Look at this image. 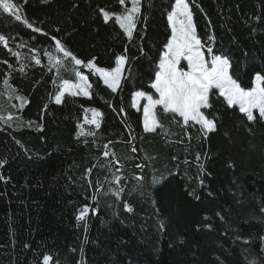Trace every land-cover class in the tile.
Returning a JSON list of instances; mask_svg holds the SVG:
<instances>
[{
    "label": "trees",
    "instance_id": "obj_1",
    "mask_svg": "<svg viewBox=\"0 0 264 264\" xmlns=\"http://www.w3.org/2000/svg\"><path fill=\"white\" fill-rule=\"evenodd\" d=\"M176 0H150L128 36L118 22L132 0H0V264H264V114L249 119L217 90L207 131L158 106L144 130V101L171 38ZM210 58L228 61L244 91L262 78L264 0H186ZM146 26V35L144 27ZM142 38L143 41H142ZM134 65L123 94L137 128V165L118 94L90 64ZM85 74L90 96L56 97ZM228 75V66H226Z\"/></svg>",
    "mask_w": 264,
    "mask_h": 264
},
{
    "label": "rangeland",
    "instance_id": "obj_2",
    "mask_svg": "<svg viewBox=\"0 0 264 264\" xmlns=\"http://www.w3.org/2000/svg\"><path fill=\"white\" fill-rule=\"evenodd\" d=\"M133 10L126 16H118V22L129 36L132 35L136 18L142 13V0H132ZM192 15L189 12L185 0H177L174 9L169 14L172 35L165 49L163 61L160 65V71L157 73L156 91L157 99H152L144 93H136L133 96V106L138 108L143 97L146 99V105L143 108L142 127L144 130H152L156 126L154 109L161 104L165 108L176 107L180 110H187L185 119L193 120L203 124L207 130L213 129L212 121L208 120L203 108L207 106L208 91L215 87L227 97V102L237 104L243 112L252 117L255 110L264 109V89L262 87V78L257 77L254 82L253 92L242 91L234 81L229 80L226 74V61L214 57L212 59L213 67H207L204 49L198 44ZM203 63L205 71L198 73L197 64ZM225 67H223V64ZM128 61L120 59L117 66L112 70H105L92 67L99 73L102 80L105 81L114 91H118L122 85ZM200 67V66H199ZM213 72L214 74H210ZM216 75V76H215ZM84 75L77 76V81L64 82L65 90L62 88L60 95L56 98L59 104L62 100L64 91L75 92L80 95L90 96V84ZM216 77L220 80L214 82ZM224 86L230 92H223Z\"/></svg>",
    "mask_w": 264,
    "mask_h": 264
},
{
    "label": "water",
    "instance_id": "obj_3",
    "mask_svg": "<svg viewBox=\"0 0 264 264\" xmlns=\"http://www.w3.org/2000/svg\"><path fill=\"white\" fill-rule=\"evenodd\" d=\"M149 11H150V0H144V19H145V22H147V20L149 18ZM144 30H145V34H144V36H145L146 35V26L144 27ZM143 39L144 38H142V41H143ZM143 55H144V51L142 48L141 49V55L130 62L129 67L126 70L121 89H120V91H118L120 113H121L126 125L128 126L131 134H132V142H131V146H130V151L133 154V156L135 157V159L137 161V165L120 164L116 160H112L110 162L106 178H105L104 182L102 183V185L97 189L96 196L94 198V203H95V208L93 209L94 223L92 224L91 230H93L94 225L96 224L97 217H98L99 212H100L98 196L102 192V190L104 189V187H105V185H106V183H107V181L111 175V170L114 169L117 172H121L124 169H132V170L141 171V170H144L146 168V162L143 160L141 154L138 151V135H139V132L130 119V116H129V113L126 109V106L124 103V98H123V94H124V91L126 89V85H127L128 80H129L131 71H132L134 65L136 64V62ZM87 253H88V247H86L85 251H84L83 264H89Z\"/></svg>",
    "mask_w": 264,
    "mask_h": 264
},
{
    "label": "crops",
    "instance_id": "obj_4",
    "mask_svg": "<svg viewBox=\"0 0 264 264\" xmlns=\"http://www.w3.org/2000/svg\"><path fill=\"white\" fill-rule=\"evenodd\" d=\"M223 66H224V63H223ZM156 86H157V81H155L154 82V88L156 89ZM65 89V88H64ZM64 92H66V93H70V94H73V95H76V96H83V97H86V94H84V95H80V94H77V93H75V92H70V91H64ZM159 94V93H158ZM143 98H145V97H143ZM161 105V104H160ZM167 109V108H166ZM168 109H170V110H173V111H176L177 113H179L180 115H182V116H186V114H187V110H180V109H177L176 107H173V108H168ZM199 123V122H198ZM199 124H201V123H199ZM202 125V124H201ZM203 126V125H202ZM204 127V126H203ZM154 129V128H153Z\"/></svg>",
    "mask_w": 264,
    "mask_h": 264
},
{
    "label": "bare ground",
    "instance_id": "obj_5",
    "mask_svg": "<svg viewBox=\"0 0 264 264\" xmlns=\"http://www.w3.org/2000/svg\"><path fill=\"white\" fill-rule=\"evenodd\" d=\"M227 66V65H226Z\"/></svg>",
    "mask_w": 264,
    "mask_h": 264
}]
</instances>
